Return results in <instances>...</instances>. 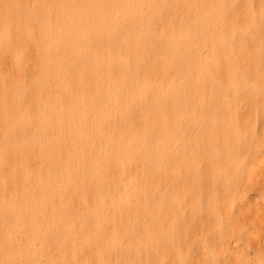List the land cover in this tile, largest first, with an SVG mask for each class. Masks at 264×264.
Here are the masks:
<instances>
[{"label":"bare ground","instance_id":"6f19581e","mask_svg":"<svg viewBox=\"0 0 264 264\" xmlns=\"http://www.w3.org/2000/svg\"><path fill=\"white\" fill-rule=\"evenodd\" d=\"M0 172V264H264V0H0Z\"/></svg>","mask_w":264,"mask_h":264},{"label":"rangeland","instance_id":"374dc122","mask_svg":"<svg viewBox=\"0 0 264 264\" xmlns=\"http://www.w3.org/2000/svg\"><path fill=\"white\" fill-rule=\"evenodd\" d=\"M17 159H18V157H15V158H14V160H13V164H15V163L17 162ZM4 174H5V173H1V172H0V176H2V175H4ZM3 224H4V226H5L6 221H4Z\"/></svg>","mask_w":264,"mask_h":264}]
</instances>
